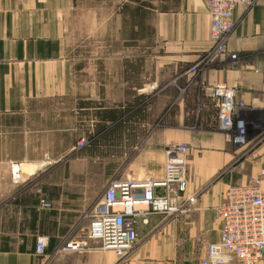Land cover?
<instances>
[{
  "label": "crops",
  "instance_id": "crops-1",
  "mask_svg": "<svg viewBox=\"0 0 264 264\" xmlns=\"http://www.w3.org/2000/svg\"><path fill=\"white\" fill-rule=\"evenodd\" d=\"M115 1L0 0V264H199L220 238L227 188L264 171V0L234 7L227 52L196 76L185 71L212 45L204 0L134 3L153 13L149 37L132 36L131 1ZM219 82L244 105L243 145L218 127L205 87ZM172 141L188 145L192 207L138 216L124 257L93 239L65 249L111 181L163 176ZM38 235L47 237L42 255Z\"/></svg>",
  "mask_w": 264,
  "mask_h": 264
},
{
  "label": "built area",
  "instance_id": "built-area-1",
  "mask_svg": "<svg viewBox=\"0 0 264 264\" xmlns=\"http://www.w3.org/2000/svg\"><path fill=\"white\" fill-rule=\"evenodd\" d=\"M208 8L211 47L201 59L185 73L194 72L201 62H209L227 52V41L234 28L232 18L237 4L249 7L254 0H204ZM230 53V58H235ZM217 105L218 127L224 138L233 144L246 143L245 121L240 116L244 108L237 98V89L225 83L205 87ZM85 143L80 138L77 146ZM188 145L181 141L164 146V172L158 179L114 180L107 186L101 200L88 213L89 222L84 230L65 245V249H78L89 239L97 240L99 247L110 249L118 257L126 256L137 242L136 220L140 215L182 214L195 202V195H186ZM11 179H21V164L10 162ZM264 171L244 184L230 185L220 206L222 218L220 238L206 247L205 257L199 264H256L264 257V191L261 181ZM40 192V189H37ZM41 207L51 203L39 199ZM47 237L38 235L34 254H44ZM53 264V263H45Z\"/></svg>",
  "mask_w": 264,
  "mask_h": 264
},
{
  "label": "rangeland",
  "instance_id": "rangeland-1",
  "mask_svg": "<svg viewBox=\"0 0 264 264\" xmlns=\"http://www.w3.org/2000/svg\"><path fill=\"white\" fill-rule=\"evenodd\" d=\"M113 1H115V0H113ZM129 1H131V4H132V9H131V11H130V15H131V34H132V36L134 35V34H137L138 33V31H140L139 32V34L141 33L142 35H147V37H149V35H150V32H149V30H150V26H149V24H150V16L153 14V13H151L150 11H143V8H141V11H139V9H138V7L137 6H135V5H133L134 3H136V4H140V5H142V6H146V7H150V6H152V2L154 1V0H129ZM158 1V0H157ZM163 1V3H162V5L163 6H165V0H162ZM103 2H109L110 3V0H103ZM116 3H118V0H116L115 1ZM130 3V2H129ZM144 22H146V24H147V26H145V27H143V23ZM141 27V28H140ZM201 59V58H200ZM199 59V60H200ZM199 60H197L196 62H198ZM195 62V63H196ZM195 63H193V64H195ZM208 63V62H207ZM207 63H204V61L203 62H201L200 64H199V66L196 68V70L192 73L194 76H196V75H199V73H201V72H203V70L206 68V64ZM192 64V65H193ZM192 65H190V66H192ZM189 66V67H190ZM196 80V79H195ZM194 80V81H195ZM192 81V80H191ZM196 82V81H195ZM196 83H200V81L199 82H196ZM177 84V83H176ZM181 84V83H180ZM183 91H185V87L183 86V87H181V85H179V94L180 95H183ZM200 100H201V97H200ZM195 110H199V109H195ZM202 109H200V111H201ZM199 121L198 122H196V124L198 125V126H196V124L194 125L195 127H203V120H201V118H197ZM210 119H211V116H209V114H208V116L206 117V120L207 121H209L210 122ZM212 120V122L211 123H209L208 124V126H210V128L211 127H213L214 125H213V119H211ZM185 126V125H184ZM193 126V125H192ZM205 126V125H204ZM206 127V126H205ZM85 143H86V140H85ZM85 143H84V145H85ZM120 162L121 161H118V163L120 164Z\"/></svg>",
  "mask_w": 264,
  "mask_h": 264
}]
</instances>
